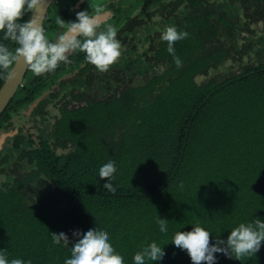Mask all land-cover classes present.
Wrapping results in <instances>:
<instances>
[{"label":"trees","instance_id":"obj_1","mask_svg":"<svg viewBox=\"0 0 264 264\" xmlns=\"http://www.w3.org/2000/svg\"><path fill=\"white\" fill-rule=\"evenodd\" d=\"M220 21L204 17L181 30L189 33L174 45L181 67L158 42L169 64L160 74L88 108H65L55 141L66 153L43 142L0 159V173L15 175L0 184V250L9 261L64 264L73 233L97 228L124 264L152 242L165 255L147 264H192L172 243L176 232L198 225L215 244L240 223L264 222V52L235 54L234 35L224 39ZM0 44L19 47L3 32ZM10 70H0V88ZM109 161L115 194L99 178ZM159 217L168 221L166 234ZM61 232L68 247L52 242ZM214 255L216 264H264V242L251 258Z\"/></svg>","mask_w":264,"mask_h":264},{"label":"flooded vegetation","instance_id":"obj_2","mask_svg":"<svg viewBox=\"0 0 264 264\" xmlns=\"http://www.w3.org/2000/svg\"><path fill=\"white\" fill-rule=\"evenodd\" d=\"M96 6L107 13L97 16L99 30H105L109 24L117 29L121 43L119 61L108 72L101 73L86 60L85 53L75 51L69 53V64L61 63L52 73L36 76L28 68L0 115V159L7 155L13 157L12 154L17 157L21 149H39L43 142L59 156L66 153L67 149L55 141L63 110L88 108L107 101L124 84L143 85L148 77L164 71L169 66L168 55L166 52L160 55L164 50L158 42L167 44L161 39L167 27L174 26L181 31L189 23V28L195 22L196 27L204 17L211 22L220 19V28L226 30L224 39L230 32L234 35L238 46L235 54L264 52V0H54L44 20V35L55 42L67 30V23L76 21L77 12L95 15ZM58 16L65 21L64 29L57 23ZM142 73H148L143 81L140 80ZM37 87L36 92L30 91ZM13 113L35 121L33 129L37 136L15 124ZM16 162L18 159L13 158L6 163L10 173L15 170ZM14 176L0 173V184Z\"/></svg>","mask_w":264,"mask_h":264},{"label":"clouds","instance_id":"obj_3","mask_svg":"<svg viewBox=\"0 0 264 264\" xmlns=\"http://www.w3.org/2000/svg\"><path fill=\"white\" fill-rule=\"evenodd\" d=\"M43 3L45 0H0V32H3L5 40L19 45L13 52L0 44V70H9L15 62L23 59L34 75H45L54 72L61 63L69 64V53L75 51L85 53L86 60L101 73L108 72L119 61L121 43L117 39V29L109 24L105 30H99L101 25L97 16L107 15L101 6H96L95 15L87 11L77 12L76 21L67 23V30L53 42L46 38L43 27L34 16L27 22H20L25 13H35ZM57 23L61 29L65 28V21L59 16ZM188 36V32L178 31L174 26L167 27L161 35V39L167 42V51L173 56L177 67H181L182 62L175 54L174 45ZM11 74L9 71L8 75ZM115 172L113 161L99 169V178L108 181L103 185L104 189L113 194L117 190L112 183ZM180 187H183V182ZM167 222L160 217L156 220L161 233L168 232ZM73 236L76 240L71 246V258L66 259L64 264H124L123 257L109 242V234L106 231L97 228L89 229L85 233L75 231ZM210 239L211 232L197 225L192 227L191 231L176 232L172 243L175 247L187 251L192 264H216V253L237 260L251 258L259 252L264 242V222L254 219L250 223H240L231 230L226 241L217 236L216 243L213 244ZM52 242L55 245L63 243L64 247L70 244L68 236L63 232L52 233ZM164 255L163 247L152 242L142 251H138L133 261L134 264H147L148 261L163 259ZM0 264L25 262L21 259L9 261L3 250H0ZM28 264H31V261H28Z\"/></svg>","mask_w":264,"mask_h":264},{"label":"water","instance_id":"obj_4","mask_svg":"<svg viewBox=\"0 0 264 264\" xmlns=\"http://www.w3.org/2000/svg\"><path fill=\"white\" fill-rule=\"evenodd\" d=\"M53 1L54 0H45V3H43L35 13H31L30 18H33L34 16L36 21L43 27L48 8ZM27 70L28 66L24 63L23 59L13 64L10 70L12 73L11 76L8 75L6 77L2 87L0 88V115L15 95Z\"/></svg>","mask_w":264,"mask_h":264},{"label":"rangeland","instance_id":"obj_5","mask_svg":"<svg viewBox=\"0 0 264 264\" xmlns=\"http://www.w3.org/2000/svg\"><path fill=\"white\" fill-rule=\"evenodd\" d=\"M95 2H98L100 0H94ZM124 1V0H122ZM30 19V17L28 16L27 13H25V15L23 16L22 20L20 22L24 23V22H27L28 20ZM70 74L68 73L65 77H69ZM64 77V78H65ZM19 96H23L22 94H20ZM13 119H14V123L16 124H19L21 127L24 128L25 131L27 132H31L34 136H37V133H36V129H33L34 125H35V121H29L28 119H25V118H22L20 115H15L13 113ZM1 180V178H0Z\"/></svg>","mask_w":264,"mask_h":264}]
</instances>
